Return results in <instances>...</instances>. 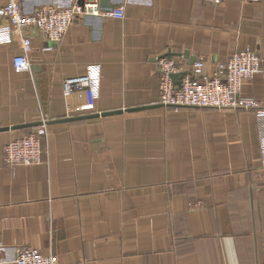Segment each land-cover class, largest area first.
Listing matches in <instances>:
<instances>
[{"label": "crops", "instance_id": "obj_1", "mask_svg": "<svg viewBox=\"0 0 264 264\" xmlns=\"http://www.w3.org/2000/svg\"><path fill=\"white\" fill-rule=\"evenodd\" d=\"M20 1L29 15L74 0ZM103 1L124 17L77 18L52 45L34 32L28 71L13 69L17 40L0 44V127L59 121L0 132V262L32 247L57 264H264L254 111L160 106L156 66L161 56L201 59L212 74L256 50L262 70L240 93L264 106V0ZM92 64L98 96L79 88L65 98L63 81ZM36 128L41 158L4 163V145Z\"/></svg>", "mask_w": 264, "mask_h": 264}, {"label": "built area", "instance_id": "obj_2", "mask_svg": "<svg viewBox=\"0 0 264 264\" xmlns=\"http://www.w3.org/2000/svg\"><path fill=\"white\" fill-rule=\"evenodd\" d=\"M201 1L218 5L223 0ZM87 15L122 19L124 11L118 7L102 12L100 0H74L66 7L43 4L27 15L23 12L20 0H6L0 5V17L5 20L0 25V44L10 43L13 38L18 41L21 54L12 58L15 72L29 69L27 54L31 50L34 32L41 34L51 45L56 44L75 19ZM186 65L182 57L161 56L156 59L159 103L171 108L253 110L264 165V106L253 97L240 93L242 83L261 72L260 54L250 48L238 50L225 63L217 64L212 74L204 72L205 63L201 59H195L190 66ZM174 74L179 78L174 80ZM99 84L100 66L88 65L83 76L63 81V95L67 98L75 89L86 88L96 98ZM38 128L6 143L3 147V162L11 166H26L37 162L42 153L41 131ZM0 264H57V261L54 256L44 255L37 248L23 247L18 249L14 259L1 261Z\"/></svg>", "mask_w": 264, "mask_h": 264}, {"label": "water", "instance_id": "obj_3", "mask_svg": "<svg viewBox=\"0 0 264 264\" xmlns=\"http://www.w3.org/2000/svg\"><path fill=\"white\" fill-rule=\"evenodd\" d=\"M100 8L103 11H108L109 9H111V6H108L103 0H100ZM172 78L174 80H176L179 78V76L174 74V75H172ZM160 106H162V105H160ZM151 107H154V106H145V107H141V108H133V109H129L127 111H137V110L147 109V108H151ZM114 113H120V111L102 113V114H100V116L110 115V114H114ZM98 116H99V114H93V115H88V116H84V117L64 119V120H61L60 122H66V121H70V120H74V119L75 120L76 119H88V118H94V117H98ZM54 122H59V121H37V122L13 125V126H9V127H0V132L6 131V130H17V129L31 128V127H35V126L38 127V126H42V125L51 124Z\"/></svg>", "mask_w": 264, "mask_h": 264}, {"label": "rangeland", "instance_id": "obj_4", "mask_svg": "<svg viewBox=\"0 0 264 264\" xmlns=\"http://www.w3.org/2000/svg\"><path fill=\"white\" fill-rule=\"evenodd\" d=\"M42 137H43V133H41V135H40L41 140H42Z\"/></svg>", "mask_w": 264, "mask_h": 264}]
</instances>
